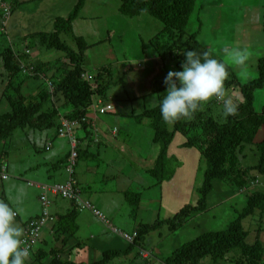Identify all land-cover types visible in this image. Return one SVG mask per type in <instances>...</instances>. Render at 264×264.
I'll use <instances>...</instances> for the list:
<instances>
[{
	"label": "rangeland",
	"instance_id": "obj_1",
	"mask_svg": "<svg viewBox=\"0 0 264 264\" xmlns=\"http://www.w3.org/2000/svg\"><path fill=\"white\" fill-rule=\"evenodd\" d=\"M74 2V0H60L57 6L48 7L47 9L49 13L56 14V11L64 9L66 5ZM63 3L65 6H63ZM120 4V0H87L80 16L73 23L74 33L82 36L90 44L83 62L86 70L85 78L89 77L91 82H94L93 76L103 67L117 68L118 71L114 72L115 76L113 73V79H116L118 85L113 86L109 92V95L115 97L111 103H117L120 112L123 110L124 113H130V109L134 106L136 108L135 112L140 113L144 109L154 107L153 104L157 103L153 98H158V94L152 92L154 80L165 79L168 72L177 71L178 66L169 57L159 55L158 48L165 49L164 45L167 46L169 43L165 41L166 36L163 35V23L148 13H142L134 17L125 15L120 11ZM37 13L43 16L42 12ZM61 13H65L62 14L65 16L69 12ZM38 24L44 26L42 31L53 30V25L47 26L48 24L46 25L45 21H40ZM26 29L30 30V27L27 26ZM188 32H198V43L200 44L198 52L203 51L205 47L213 50L226 64L232 67L241 83L257 78L258 59L264 55V0H197L194 13L189 22ZM61 37L62 40L68 42L71 48L77 47L76 41H73L71 35L64 34ZM0 39L4 45L5 38L0 36ZM30 42L31 40L22 41L16 49L18 54H29L28 61L39 59L55 62L59 60L55 63L56 68L60 66H63L64 69L73 68L64 51L54 48L47 50V48H41L35 42L32 44ZM236 48L246 50L249 55V59L244 66H237L232 61L230 50ZM54 72L55 70L49 72L48 79L29 78L23 85V92L27 96L34 95L41 98V89H46V82L52 80L51 75ZM6 77V74H0V81ZM120 78L124 79V85L121 84ZM52 89L54 90V86ZM239 90V88H233L231 91H227L228 95L237 103L242 98ZM129 97H136V99L130 101ZM59 98L56 96L54 102L64 112L69 107H63L64 100ZM123 104H126L128 109L126 106L123 109ZM45 106L50 109L51 102H46ZM254 106L256 111H262L264 86L255 92ZM6 108L2 105L0 111L3 112ZM119 119L122 128H120L118 136L110 144L104 145L103 148H107L106 153L109 156H112L110 150H121L123 157L114 162H112V158H108L109 163L104 167L109 171H119L126 174V171L120 169L123 165L126 166L124 160H127L128 163H132V167L128 171L138 173V179L141 183L148 184L147 181L152 180V183L159 187L161 183L157 184V178L149 172L154 166L149 163L148 167L147 163V159L150 161L151 156H154L155 152L160 150L159 145L152 140L154 131L149 125V120L144 117L143 121L139 122L135 117L133 121L126 122L120 116ZM48 132L35 131L27 127L26 129H17L9 138L6 137L0 140V149L4 150L5 153L2 157L3 161L9 164L7 179H3L0 174V200L11 203L19 209L17 222L21 226L28 216L43 212L40 196L44 190L37 187L36 183H51H44L45 179L39 177V173L44 177H48V181H62L52 176L56 170L57 174L65 175L64 167L60 165L53 167L51 164L52 161L54 164V162L57 163L59 159L67 156L71 150L70 141L67 137H54L52 135L54 130ZM47 134L51 135L49 139H47ZM98 135L100 136V133ZM263 137L264 130L261 129L255 137L256 143ZM49 140H52V142H49ZM184 141L185 136L182 133H177L172 142L176 157L179 155V144ZM55 146L59 153L54 150ZM96 146L97 148H93V150L98 151V144ZM186 150L190 152V162L182 164L181 168L182 170H188L190 174L187 182H192L195 177L197 186L201 187L204 183L206 162L199 149L188 148ZM198 152L201 155V166L197 172L196 164H193V161L196 159ZM245 152L247 155L243 157V163L247 166L257 164L259 159L257 146L255 144L248 145ZM168 162V169L165 173L171 172L180 166V162L175 158L170 159ZM86 163L85 159H80L77 168L79 169L80 166L86 165ZM26 167L27 170L24 171ZM182 170H180V173H182ZM47 173H50V175ZM251 173L256 174L255 169H252ZM102 175L104 179H107L108 176L93 172L91 175L92 181L88 182L102 183ZM261 178L264 181V177ZM113 179H117L116 174L105 181H110L108 191L99 193L98 196L89 194V199L97 210L105 214L114 225L123 229L126 225L123 219L128 218L130 215L137 216L139 210L138 208L135 209L127 200H124L118 204L119 216L108 215L105 203H113L120 198L122 200L125 194L123 190L118 189L121 187L116 188L115 186L120 183H125L127 188L131 186L126 179H118V181ZM31 182L34 184L31 185ZM145 190L147 189L141 191L145 192ZM197 191L198 189L195 190L198 199H193L192 205H197L199 199L202 198L201 193ZM47 194L49 198L53 197L50 191ZM87 194L88 192H84L83 196L86 198ZM207 203L208 209L206 211L196 213L182 227L175 229L177 225L172 227L169 222L161 220L162 225H158L155 229H150L148 233H145V248L153 252L152 259L155 264H163L165 256L206 231L226 229L228 224L236 218L237 209L242 210L246 205V196L235 193L230 184L217 179L213 182V188L207 197ZM147 211L148 209L144 208L142 215L146 214ZM94 213L93 210L89 209H85L80 213L77 218L79 229L75 235L76 237L72 239V244L79 242L78 240L85 243L82 248L75 249L77 251H74L73 255L88 263L91 258L94 261L100 257L98 251L103 253L108 248H125L128 245L120 235L113 233L103 225V221ZM174 213L171 217L174 216ZM164 215V212H161L160 217L156 220L164 219ZM142 223L149 222L144 218ZM243 224L245 229L249 231L248 245H252L257 237L264 243V214L256 212L254 215L245 218ZM50 237L48 239H52ZM132 254H129L127 257L129 260L126 262H123V255H118L112 258L109 264H137L132 263ZM232 259L233 256L230 254L225 260L219 259L218 262H214L211 258H206L203 263L235 264ZM32 261L33 258L31 257L28 264H31Z\"/></svg>",
	"mask_w": 264,
	"mask_h": 264
},
{
	"label": "trees",
	"instance_id": "obj_2",
	"mask_svg": "<svg viewBox=\"0 0 264 264\" xmlns=\"http://www.w3.org/2000/svg\"><path fill=\"white\" fill-rule=\"evenodd\" d=\"M2 1L12 5V9L7 12L8 10L0 8V36L5 38L4 45L0 39V74H6L7 76L0 81V108L2 105L7 107L3 112L0 111V140L6 137L9 138L17 129L28 127L35 131H49L48 133H50V130H54L52 134L54 137H67L70 141L68 136H61L60 134L63 121L78 122L79 124L74 128V136L78 141V157L73 165L71 175L78 194L84 198L83 190L78 183L77 166L79 160L85 156L87 147L84 145H86V141H89L87 144H98V146L102 144L98 137L95 138L99 134L98 127L95 124L94 116H91L90 112L95 111L94 105L99 104L100 101L103 106L106 103L113 105V110L108 112H116L115 110L119 105L111 103L115 97L109 95V92L113 86L118 85L116 79H113V73L118 69L111 66L103 67L93 76L94 82H91L89 77H83V73L86 72L83 62L90 44L82 36L74 33L73 23L80 16L87 0H76L67 15L56 16L53 30L35 31L19 38H12L9 35L8 23L12 18V14L28 3V0ZM120 1V11L125 15L134 17L142 13H148L163 23V35L166 36L165 41L169 43L167 46L164 45L165 49L158 48L159 55L169 57L170 60L174 61L175 65L178 66L177 71L182 70L181 63L185 59L184 52L186 50L199 51L198 32H188L189 22L194 13L197 0ZM64 34L71 35L73 41H76V48H71L67 41L61 39ZM33 39L34 41H32ZM30 40L31 44L35 42L41 48L45 47L47 50L54 48L64 51L73 68L64 69L63 66L56 68L55 63L59 60L55 62L39 59L28 61L29 54H18L16 49L22 41ZM203 51H209L213 57L222 60L210 48L205 47ZM226 66L229 72V79L225 82L227 91L239 88L242 97L238 101V113L235 116L228 117L227 122L224 121L220 112L222 105L214 99L205 105L201 111L196 112L191 120L182 119L175 124L165 123L158 104L155 107L144 109L140 113L135 112L136 108L134 106L130 109L129 115L136 117L137 121L142 122L144 117L149 120V125L154 131L152 140L160 147L155 166L149 171L152 176L157 178V184L173 176V170L165 172L168 169V161L171 159L168 155L169 148L177 133H182L185 136L184 147L199 149L206 162L204 183L199 187L202 198L199 199L197 205H186L173 217L163 222H169L172 227L177 225L176 229L182 227L196 213L206 211L208 209L207 197L212 191L214 180L217 179L230 184L235 193L246 196V205L242 210L237 209L236 218L228 224L226 229L209 230L185 242L181 247L163 258L164 264H204L203 261L206 258L218 262L219 259L225 260L230 254H232V260L235 264H264V243L257 237L252 245H248L249 231L245 229L243 224L245 218L254 215L256 212L264 214V181L261 178L264 177V137L257 143L255 141V137L261 129L264 130V106L261 112L256 111L254 106L255 92L264 86V55L258 59L257 78L246 83L239 81L231 66L228 64ZM53 70L55 72L51 75L52 80L46 82V89H41V98L34 95L27 96L23 92V85L29 78L48 79L49 72ZM120 79L121 84L124 85V79ZM53 86L54 90L52 89ZM165 90L164 79L154 80L153 93L158 94V97H160ZM56 96L63 99V107H69V109H65L64 112L61 111L54 102ZM135 99L136 97H129L130 101ZM46 102H51L50 109L46 108ZM95 112L96 114H103L99 110ZM49 142L51 141L49 140ZM252 144H255L259 150V159L257 164L247 166L243 163V157L247 155L245 152L246 147ZM70 153L71 151L65 158L59 159L53 165L66 168ZM4 154V150L0 149V160H3ZM3 167H6L5 172L2 171ZM8 169V163L0 165L1 176L7 174ZM252 169H255L256 174L251 173ZM65 171L69 177L70 175L66 169ZM139 194L137 192L133 193V198L136 200L131 204L134 208H137L136 202L140 199ZM84 200L88 199L84 198ZM78 214L79 210L73 205L63 214L51 213L50 222L53 224L54 238L59 243L48 249L38 246L37 250L30 256V258H33L31 264H109L112 258L118 255H123V262H126L129 260L127 257L131 253H133L131 256L132 263L151 264L153 262L152 258L143 259L138 249L139 247L145 248V233H148L150 229H155L158 225H162V221L140 224L137 227L138 229H135L138 230V236L133 243L127 242L122 237L128 245L125 248H108L104 250L101 259L89 263L84 261L75 262L70 259L69 254L74 253L75 249H80L85 244L82 240L72 244V239L76 237L75 235L79 229ZM39 215L29 219L39 217ZM105 218V226L115 233L112 227L115 225L107 216ZM28 221L30 220L23 222L24 233ZM47 242L46 239L44 243Z\"/></svg>",
	"mask_w": 264,
	"mask_h": 264
},
{
	"label": "crops",
	"instance_id": "obj_3",
	"mask_svg": "<svg viewBox=\"0 0 264 264\" xmlns=\"http://www.w3.org/2000/svg\"><path fill=\"white\" fill-rule=\"evenodd\" d=\"M60 0H28L24 6H21L20 9H17L13 14H12V18L9 20L8 23V33L12 38H19L21 36L27 35L29 33L35 32V31H41L43 29V25H39L38 23L40 21H45L47 26L50 25H54V20L56 18V16L65 14V13H61V12H66L68 13L71 8L74 6L76 0H74L75 2L73 4H69V5H64L66 8L61 9L56 11V14H51L48 11V7L53 8V6H57V4L59 3ZM71 5V6H70ZM55 11V10H54ZM37 12H42L43 16H41L40 14L38 15ZM47 14V15H46ZM45 25V26H46ZM27 26L30 27V30H27ZM125 106L127 107L126 104L122 105V108L125 109ZM128 109V107H127ZM116 112H107L106 114H96V112L94 110H92L90 112L91 116H94V121L96 126L98 127V133H100L99 136V140L102 142L101 146H98L99 149L98 151L93 150V148H97L96 144H87L89 141H86L84 146L87 147L85 156H83L82 158H84L86 160V165L84 164L83 166H80L79 169L77 170V177H78V183L79 186L81 187V189L83 190L82 194H84V192H88V194L86 195L85 199H89V194H95L98 196L99 193L102 192H106L110 189L109 187V182H105L108 181L110 179V177H112L113 175L115 176V174L117 175V179H113L114 181H118L122 180V179H126L128 180L129 184L131 186H129L128 188L125 187V183H120L117 184L115 187H121L118 188L119 190H123L125 192L124 197L122 198V200L118 199L117 201L110 203L107 202L105 203V205H107L106 210L108 211V215H112V216H119L118 214V204L123 202L124 200H127V202H129V204L131 202L134 203V200H136L135 198H133V193L137 192L140 193L139 194V200L137 203V208L139 210V212L137 213V216H129L128 218L125 217V219H123L126 222V225H124L123 229L126 231H130V230H135L138 229L137 227L142 223V220L145 218L147 220V222L149 223H155L157 221H161V220H167L169 218H171V216L174 215L179 212L184 206L192 204L193 199H198L197 194L195 193V190L198 189V193H199V186H197L195 177L193 179L192 182H187V179H189L190 174L188 172V170H182V164L188 163L190 162V152H188L186 149V147H184V142L182 144H179V155H177V157L174 155V151H173V144L171 145V148H169V157H171V159L175 158L180 162V166H178V168H175L173 170V176L170 179H165L164 181H162V183L158 186H156L155 183H152L151 181H147L149 182L148 184H144L141 183L138 179V173H135L133 171H128L129 168H131V164L132 163H128L127 160H124V164L126 166H122L121 167V171L124 170L126 171V174L122 173V172H113V171H109L106 167H104L105 165H108L109 160L108 158H112V162L116 161L118 158L123 157L121 150L119 151L117 150H110V153L112 156H109L106 152H107V148H103L104 145H108L110 144L114 138H116L120 132V128H122V125L120 124V119L119 116L124 119L126 122L130 121V120H134L133 116H130L128 112H125L122 110V112H120L117 109L115 110ZM119 111V113H118ZM129 123V122H128ZM117 127L118 128V132L117 134H113V129ZM127 131V130H126ZM50 135L47 136V139H49ZM53 138V136H52ZM65 138V137H64ZM52 142V140H50ZM174 141V140H173ZM110 146V145H109ZM54 150L58 152V150L56 149V146L54 147ZM159 152H155L154 156H151V160L149 161L147 159V163H148V167H149V163L152 164L153 166H155V163L157 161ZM62 156V155H60ZM56 157V156H55ZM149 157V155H148ZM81 158V160H82ZM193 164H196V168H197V172H198V168L201 166V155L198 152V154H196V159L193 161ZM53 165V161L52 164ZM53 167H55L53 165ZM64 167V166H63ZM103 167V168H102ZM102 168V169H101ZM151 168V167H150ZM27 170V167L24 169V171ZM63 170L65 171V167L63 168ZM180 170H182V173H180ZM57 171V170H56ZM56 171L53 173L52 176H55V178L57 179H61L62 181H48V177H44L41 173H39V177L45 179L44 183L48 182V183H55V182H63L64 180L68 179V175L65 171V175L63 174H57ZM95 172L97 173H101L104 174V176H108L107 179H104L103 175L101 176V179L103 180V182H92L89 183L88 181H92L91 179V175L92 173ZM48 174V173H47ZM108 174V175H107ZM50 175V173L48 174ZM49 185V184H47ZM139 187V188H138ZM159 188V190H158ZM142 189H147L145 190V192L141 191ZM192 189V191H191ZM129 193V195H127ZM51 198V205H50V212L52 214L54 213H65L69 208L72 207V204L64 199L61 198H54V197H50ZM144 198V199H143ZM167 199V200H166ZM100 201H102L101 198H99ZM92 202V201H91ZM135 208V209H137ZM144 208H147L148 211L146 212V214L142 215V210ZM161 212H164V219H157L158 217H160ZM80 213H82V211L79 212L78 216L80 215ZM39 214H36L34 216H37ZM33 215L28 216V218L26 220H28L30 217H34ZM111 217V216H110ZM167 218V219H166ZM112 222V221H111ZM102 223V222H101ZM114 224V223H113ZM103 225H105L103 223ZM23 223H22V228H23ZM117 226V225H115ZM105 227V226H104ZM106 228V227H105ZM107 229V228H106ZM122 229V227H121ZM54 229H53V224L52 222H48V224L46 225L41 240L38 243L37 247H45V248H49V247H53L55 246L56 242L55 238H54ZM51 236V237H50ZM52 238V239H48V238ZM43 239V240H42ZM48 240L47 243H44L45 240ZM44 241V242H43ZM120 246V245H118ZM36 247V248H37ZM37 250V249H36ZM77 251V250H76ZM104 252V251H103ZM74 253L69 254L70 255V259H73L75 262L78 261H83L82 258L73 255ZM98 254L100 255V257L98 259L102 258L103 253L101 251H98ZM97 259V260H98ZM93 258H91L89 261L92 262Z\"/></svg>",
	"mask_w": 264,
	"mask_h": 264
},
{
	"label": "clouds",
	"instance_id": "obj_4",
	"mask_svg": "<svg viewBox=\"0 0 264 264\" xmlns=\"http://www.w3.org/2000/svg\"><path fill=\"white\" fill-rule=\"evenodd\" d=\"M230 55L233 63L237 66H244L249 59L247 51L239 48L230 50ZM184 57L185 59L181 63L182 70L169 71L164 79V84L166 86L165 92L160 97L153 98L158 103L160 114L165 123L175 124L182 119L191 120L196 112L201 111L204 106L213 99L222 105L220 112L225 122H227L228 117L235 116L238 113L239 103L235 102L227 93L225 82L229 79V72L226 64L222 60L213 57L209 51L197 52L196 50H186L184 52ZM85 74L86 72L83 73V77H85ZM88 75L90 74L88 73ZM157 103H154L153 106H157ZM112 131L113 134H117L118 128L115 127ZM97 137L98 136H95V138ZM0 162L1 166L5 163L3 160H0ZM3 179H7V174L6 178ZM66 181L55 182L49 185L36 183L37 187L44 190L43 194L40 196L41 205V197L43 195L49 198L47 194L49 190L44 188L45 185L54 186L57 183H64ZM30 184L33 185L34 183L31 182ZM53 197H59L70 202L73 206L77 207L79 212L85 210H80L74 200L65 198L61 195L53 194ZM49 200V219L45 225H43L39 239L31 252L24 246V226L22 228L17 222L19 209L14 207L11 203L0 200V264H28L30 256L36 250L41 240L46 225L50 222V205L52 201L51 198H49ZM42 211H44L43 205ZM42 215L43 212H41L39 217ZM133 231L138 232V230ZM140 248L143 247H139V249ZM146 250L150 252V255L148 257L141 256L145 260L153 257V252L148 249ZM151 264H155V262L153 261Z\"/></svg>",
	"mask_w": 264,
	"mask_h": 264
},
{
	"label": "built area",
	"instance_id": "obj_5",
	"mask_svg": "<svg viewBox=\"0 0 264 264\" xmlns=\"http://www.w3.org/2000/svg\"><path fill=\"white\" fill-rule=\"evenodd\" d=\"M0 8H4L5 10H8L7 12L10 11L11 6L10 4H6L4 3L2 0H0ZM50 84V83H49ZM51 85V84H50ZM52 86V85H51ZM101 103V101L99 102V104ZM97 104L94 105V109L99 110L100 113H106L109 110L113 109V105L111 104H106V105H102V104ZM103 106V107H102ZM78 122H74V121H63V128L60 129V134L61 136H68L70 138L71 141V153H70V157L69 160L66 164V170L68 172L69 179L64 182V183H57L54 186H47L45 185L44 188L46 190H49L52 194L54 195H61L65 198L74 200V202L76 203V205L78 206V208L80 210H84V209H91L95 212V215L97 217H99V219H101L103 222L106 221L105 215L100 212L99 210H97L94 205H92V203L88 200H84L82 197H80V195L78 194L75 186H74V181L72 178V172H73V165L78 157V151H77V145H78V141L77 138L74 136V128L78 125ZM116 131V129H115ZM6 167H3L2 171L5 172ZM3 178H6V174H3ZM41 202L44 208L43 211V215L39 218L36 219H32L30 220L27 225H26V231L24 233V246L27 247L30 252L31 250L34 248V246L36 245L42 227L43 225H45V223L47 222V220L49 219V210H48V206L50 204V200L46 195H43L41 197ZM113 230L115 233H117L118 235H120L121 237H123L127 242L129 243H133L136 239V237L138 236V232L137 231H133V232H127V231H123L118 227L112 226ZM139 252L141 254V256L143 257H148L150 255V252L147 251L144 248H140ZM200 264V263H198Z\"/></svg>",
	"mask_w": 264,
	"mask_h": 264
}]
</instances>
